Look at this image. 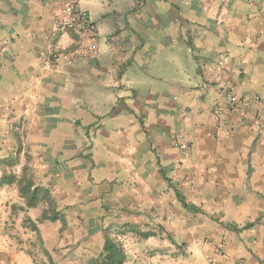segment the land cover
<instances>
[{
	"label": "crops",
	"instance_id": "0c3cea01",
	"mask_svg": "<svg viewBox=\"0 0 264 264\" xmlns=\"http://www.w3.org/2000/svg\"><path fill=\"white\" fill-rule=\"evenodd\" d=\"M67 1L0 0V179L29 154L66 221L0 186V264H264V0H76L100 52L49 67Z\"/></svg>",
	"mask_w": 264,
	"mask_h": 264
},
{
	"label": "built area",
	"instance_id": "2783aa9c",
	"mask_svg": "<svg viewBox=\"0 0 264 264\" xmlns=\"http://www.w3.org/2000/svg\"><path fill=\"white\" fill-rule=\"evenodd\" d=\"M58 26L64 30L74 31L79 36V45L71 50H54L46 60V65L66 62L72 63L77 57L83 56L87 59L95 58L100 52L98 43V30L91 22L88 13L81 9L76 0H69L59 10L57 19ZM228 109L234 113L239 111L243 103L233 93L227 94ZM225 116L223 108L218 107L215 118L221 119ZM181 135L174 137L173 143L181 150H185V145L181 142Z\"/></svg>",
	"mask_w": 264,
	"mask_h": 264
},
{
	"label": "trees",
	"instance_id": "16d2710c",
	"mask_svg": "<svg viewBox=\"0 0 264 264\" xmlns=\"http://www.w3.org/2000/svg\"><path fill=\"white\" fill-rule=\"evenodd\" d=\"M18 154L21 152L20 148L18 149ZM18 156V155H17ZM6 165L12 167L17 165V157L8 156L6 159L2 161ZM28 168H24L22 175L20 177L16 176L14 173H4L0 179V186L5 184H12L17 182L19 186L20 195L26 199V203L28 207H36L40 202H47L50 206V209L43 211L42 219L49 221H56L62 217L59 211L52 210V206L54 205L53 199L51 197V192L48 187H44L41 185H37L33 180L32 176H28ZM178 197L185 205V201L183 197L178 193ZM51 212V213H50ZM114 243L106 242L104 251L106 253V258L109 260V264H115L114 257ZM122 262L124 258H121Z\"/></svg>",
	"mask_w": 264,
	"mask_h": 264
},
{
	"label": "rangeland",
	"instance_id": "374dc122",
	"mask_svg": "<svg viewBox=\"0 0 264 264\" xmlns=\"http://www.w3.org/2000/svg\"><path fill=\"white\" fill-rule=\"evenodd\" d=\"M11 136H13V135H11ZM22 135H14L13 137H14V141H16L18 144H17V146L16 147H14V150H12V153L11 154H9L8 156H10V155H12V156H15V157H17V163L19 164L20 162H21V155L20 154H18V148H22L23 149V145H22V143H23V140H21V137ZM16 139V140H15ZM18 155V156H17ZM8 156H6V157H1L0 158V164L2 165V167H4V168H6V169H8V168H10V166H8V165H6L5 163H3L2 161H3V159H6ZM24 159H26V164H27V167H28V163H29V161H30V159H31V157H30V155L29 154H25V156H24ZM9 173H11V172H9ZM28 173V176H32V178H33V180L36 182V180H35V175H34V173L32 172V171H28L27 172ZM37 183V182H36ZM49 188V190H50V192H51V197H52V199H53V203H54V205L52 206V210H55V211H59L60 212V214L62 215V211L61 210H59L58 209V205H57V202H56V198L53 196V194H52V191H51V188L50 187H48ZM43 202H45V201H43ZM50 209V206L48 205V203L47 202H45V209H43V211L44 210H47V209ZM51 213V212H50ZM58 220H61V222H63L62 224H63V226H62V228H65V226H66V224H65V220H64V218L62 219V217L60 218V219H58ZM45 221H49V220H45ZM50 222H55V221H50ZM54 225V224H53ZM107 241H109L110 243L112 242V243H114L115 244V246H114V259H115V261H114V263L115 264H123V262H122V260H121V258H126V253L124 252V250L120 247V246H118L117 244H116V242L114 241V239H112V238H110V237H105V243L107 242ZM113 244V245H114ZM89 260V259H88ZM98 261L100 262V264H109V260L106 258V253H103L100 257H99V259H98ZM124 261V260H123ZM188 263V262H187ZM184 264H186V260H184Z\"/></svg>",
	"mask_w": 264,
	"mask_h": 264
}]
</instances>
